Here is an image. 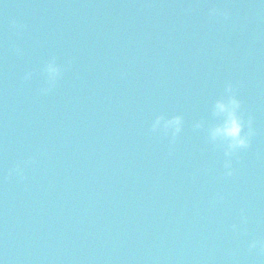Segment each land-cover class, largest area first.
Returning a JSON list of instances; mask_svg holds the SVG:
<instances>
[{"label": "water", "instance_id": "water-1", "mask_svg": "<svg viewBox=\"0 0 264 264\" xmlns=\"http://www.w3.org/2000/svg\"><path fill=\"white\" fill-rule=\"evenodd\" d=\"M228 82L257 130L231 177L209 136ZM257 240L264 0H0L3 264H264Z\"/></svg>", "mask_w": 264, "mask_h": 264}, {"label": "clouds", "instance_id": "clouds-1", "mask_svg": "<svg viewBox=\"0 0 264 264\" xmlns=\"http://www.w3.org/2000/svg\"><path fill=\"white\" fill-rule=\"evenodd\" d=\"M216 10L213 9V13ZM12 27L21 30L25 27L23 24H17L12 21ZM43 71L47 74L48 82L51 87H54L63 75L64 68L53 58L49 60ZM31 73L25 76V79H30ZM51 88L45 89L50 91ZM243 101L238 98L237 89L232 82H228L224 86V94L216 99L212 106L213 115L222 118V123H219L209 129V136L212 142H220L223 147V155L225 157L223 167L224 175L231 177L234 175L233 159L239 160V153L242 150L248 149L252 144V138L257 135V130L253 127V117L248 114L245 117L243 110ZM184 127V117L182 115L167 116L164 114L157 115L151 123V132L160 133L162 136L171 137L174 142L180 135ZM193 127L199 129L203 127V122H196ZM245 128L247 131L245 132ZM27 161L25 162V165ZM16 175L24 178V167L21 164H16L9 170L8 175ZM223 199V196L220 197ZM237 225H233V229H237ZM259 245L261 253H264V241H254L250 247L256 248ZM3 264V261H0Z\"/></svg>", "mask_w": 264, "mask_h": 264}]
</instances>
